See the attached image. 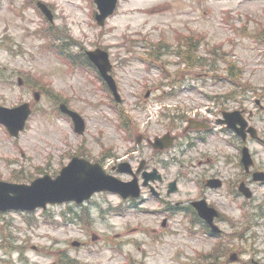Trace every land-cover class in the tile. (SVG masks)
<instances>
[{
    "label": "rangeland",
    "instance_id": "1",
    "mask_svg": "<svg viewBox=\"0 0 264 264\" xmlns=\"http://www.w3.org/2000/svg\"><path fill=\"white\" fill-rule=\"evenodd\" d=\"M43 1L55 14L52 27L34 0L0 1V105L28 101L33 106L18 138L0 125V179L55 176L83 152L109 168L121 158L133 165L145 158L163 172L162 196L145 193L146 200L132 206L117 195L97 193L83 204L2 212L0 264H252V259L264 264V184H250L251 200L238 193L243 178L238 141L210 135L184 156L178 153L184 160L178 164L166 162L175 151L154 154L146 142L166 132L173 122L169 116H178L176 122L185 127L198 109L219 110L224 100L226 108L243 104L256 112L253 121L264 137V100L261 109L255 104L264 98V44L258 40L264 38V0H119L104 26L96 23L93 0ZM54 42L68 47L72 60L88 49H107L123 102L113 104L93 72L70 69L48 49ZM179 48L182 57L173 52ZM173 76L180 82L170 84ZM242 83L250 87L246 100ZM34 90L41 91L39 100ZM60 100L85 118L83 135L60 115ZM248 146L264 164V143ZM199 160L225 170V188H202L206 165ZM175 178L178 190L168 194V182ZM200 197L222 212L218 238L191 224L183 211L169 216L163 210L164 201L171 208ZM74 240L81 245L73 246Z\"/></svg>",
    "mask_w": 264,
    "mask_h": 264
},
{
    "label": "water",
    "instance_id": "2",
    "mask_svg": "<svg viewBox=\"0 0 264 264\" xmlns=\"http://www.w3.org/2000/svg\"><path fill=\"white\" fill-rule=\"evenodd\" d=\"M95 1L100 10V13L97 14V20L100 24H104L105 19L116 8L118 0ZM39 5L51 18L52 15L45 5L41 3ZM88 54L108 82L116 99L121 101L116 81L110 74L112 64L108 52L98 48L89 51ZM36 97L38 98L39 94H36ZM61 109L73 116L77 130L82 132L84 128L83 118L77 112L69 110L65 104H61ZM30 112L29 103H24L16 108L0 107V122L4 123L13 135L18 136L20 130L25 127ZM156 145L162 146L163 140L157 139ZM245 152L248 160L250 155L247 150ZM150 177L155 178L156 175L152 173ZM96 190L120 191L125 196L130 193L137 194V190L131 186V183L125 184L107 175L100 164H90L87 160L75 157L70 165L63 168L60 175L54 179L50 175H45L34 180L31 185L0 181V209H34L37 206L45 207L47 202H62L70 199H76L80 202ZM241 190L246 196H251V192L243 188ZM197 207L201 215L210 221L213 219L215 211L208 208L204 201L198 202Z\"/></svg>",
    "mask_w": 264,
    "mask_h": 264
},
{
    "label": "flooded vegetation",
    "instance_id": "3",
    "mask_svg": "<svg viewBox=\"0 0 264 264\" xmlns=\"http://www.w3.org/2000/svg\"><path fill=\"white\" fill-rule=\"evenodd\" d=\"M263 96H264V95H263ZM262 100H264V98H262ZM255 102L258 103V104H260V106L263 108V106H262V104H261V99H257ZM224 110H225V108L222 109L221 112H223ZM240 110H241L242 114H245V116L247 117V119H248V121H249V124L252 125V126H255L254 121H253L254 116H255L253 110L250 109V110L246 111L245 108H243V106H241ZM217 119H218V118H217ZM255 127H256V126H255ZM256 128H257V134H259V136H261V135H260V134H261L260 129H259L258 127H256ZM247 129H248V128L244 129V131H243V133H244V140H245V141H251V140H252V136H251V134L247 131ZM223 131H225V125L223 126ZM197 135H198V137L200 138V136H199L198 133H197ZM198 137H197V138H198ZM261 137H262V138H261V139H258V141H262V142H264V137H263V136H261ZM199 138H198V139H199ZM256 162H257V164L254 163V170H262V171H264V164H261L259 161H256ZM199 164L202 165L203 162L200 161ZM206 169H207V167L205 168V170H206ZM210 169H211V171H213L212 173H209V174H211L210 177L217 176V177L221 178L223 184L225 185V170H222L221 168L217 169V168H215V167H213V166L210 167ZM217 173H218V174H217ZM250 175H251V173H248V176H250Z\"/></svg>",
    "mask_w": 264,
    "mask_h": 264
},
{
    "label": "trees",
    "instance_id": "4",
    "mask_svg": "<svg viewBox=\"0 0 264 264\" xmlns=\"http://www.w3.org/2000/svg\"><path fill=\"white\" fill-rule=\"evenodd\" d=\"M159 47H160V46L155 47L154 50L157 51V52H159ZM154 50H153V52H155ZM188 61L192 63V62H193V58H190V60H188ZM196 61H197V60H196ZM25 175H26V174H25ZM19 177H20V176H18V178H19ZM30 177H31V176H24L23 178H19V179H17V177H16V178H14L13 180H24V179H29ZM63 255H64V252H63ZM69 257H70V256H69ZM70 259H73V258L70 257Z\"/></svg>",
    "mask_w": 264,
    "mask_h": 264
}]
</instances>
